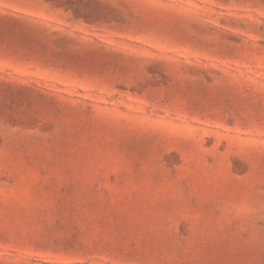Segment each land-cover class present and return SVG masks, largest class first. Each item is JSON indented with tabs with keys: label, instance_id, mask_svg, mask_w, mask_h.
Segmentation results:
<instances>
[{
	"label": "rangeland",
	"instance_id": "374dc122",
	"mask_svg": "<svg viewBox=\"0 0 264 264\" xmlns=\"http://www.w3.org/2000/svg\"><path fill=\"white\" fill-rule=\"evenodd\" d=\"M0 264H264V0H0Z\"/></svg>",
	"mask_w": 264,
	"mask_h": 264
}]
</instances>
